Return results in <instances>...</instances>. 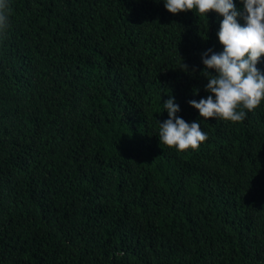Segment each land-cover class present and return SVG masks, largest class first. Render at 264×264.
Returning <instances> with one entry per match:
<instances>
[{"label":"trees","instance_id":"16d2710c","mask_svg":"<svg viewBox=\"0 0 264 264\" xmlns=\"http://www.w3.org/2000/svg\"><path fill=\"white\" fill-rule=\"evenodd\" d=\"M10 6L0 264H264V102L242 122L202 121L196 150L156 136L171 95L198 118L188 101L207 96L216 14L156 0Z\"/></svg>","mask_w":264,"mask_h":264},{"label":"clouds","instance_id":"9594fccd","mask_svg":"<svg viewBox=\"0 0 264 264\" xmlns=\"http://www.w3.org/2000/svg\"><path fill=\"white\" fill-rule=\"evenodd\" d=\"M171 14L195 10L208 20L214 12L219 19L216 38L219 51L209 48L201 53L202 72L206 78V97L191 99L198 111L191 122L178 115L180 105L174 96L163 102L167 118L159 121V144L177 153L196 150L207 139L201 122L209 118L242 122L249 112L264 102V69L258 67L264 57V0H156ZM239 4V7H237ZM10 0H0V37L10 27ZM187 69V66L184 65ZM199 89L193 93L198 94Z\"/></svg>","mask_w":264,"mask_h":264}]
</instances>
